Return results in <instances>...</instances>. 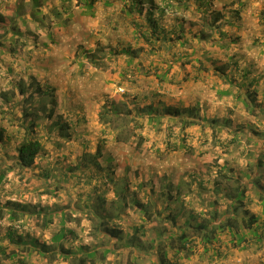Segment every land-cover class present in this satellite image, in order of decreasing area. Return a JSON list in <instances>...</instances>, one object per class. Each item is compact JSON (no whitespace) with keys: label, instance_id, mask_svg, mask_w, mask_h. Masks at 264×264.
<instances>
[{"label":"rangeland","instance_id":"obj_1","mask_svg":"<svg viewBox=\"0 0 264 264\" xmlns=\"http://www.w3.org/2000/svg\"><path fill=\"white\" fill-rule=\"evenodd\" d=\"M22 1L18 0V3ZM75 3L77 0L71 6H79ZM103 3L102 0L98 2L101 11ZM27 8L13 9L6 1L0 12L7 24L21 34V37L15 35L11 39L5 37L0 48V130L5 131L4 144H0V173L4 175L0 182V214L9 201L40 205L53 210V222L46 225L35 216L25 217L14 229L17 234L27 240L51 244L53 235L61 228L64 212L66 227L78 235L74 248L89 246L99 252L104 248L112 249L107 262L102 263L99 255L95 260L97 264H160L158 248L151 249L157 235L165 237L172 231L177 233L191 215L199 217L198 222H201L213 220L211 211L214 208L221 215L226 212L228 200L225 193H218V189L229 188L230 191L235 184L217 175L220 171L228 173L230 170L229 175L241 178L247 185L250 199L247 210L264 223V202L258 195L259 192L264 195V191L253 183L255 178L264 183V94L261 90L249 89L255 92L257 104L262 109L256 115L247 111L238 100L241 93L246 97L247 87L255 86L251 78L244 77L243 61L237 71L232 68L233 64L226 70L238 85L235 81L226 83L227 79L222 75L219 79L210 76L213 78L210 82L215 80L214 84L216 81L225 84L223 88L229 91L228 95L200 85L201 81L209 84L201 78L192 80V86L178 79L173 83H159L153 74L159 61L151 55L146 56L145 52H141L133 63L134 66L141 60L144 63L139 71L132 73L137 83L132 77L121 75L126 69L127 56L110 58L112 50L125 48L126 42L136 44L133 27L122 11H116L121 23L120 19H112L124 29L119 31L120 34L111 27L108 29L106 23L98 21L100 18L97 20L96 16L81 11L67 18L65 9L61 13H47L41 8L39 15L32 17ZM99 15L102 17L101 12ZM209 25L205 23L206 31L210 32ZM4 30L0 29V36ZM203 34L196 37L201 40ZM207 35L204 34L206 38ZM137 45L134 49L139 47ZM100 47L104 50L98 54ZM245 47L258 56L264 43L259 41V44ZM88 54L98 55L101 65L89 64L85 59ZM149 63L151 65L146 69ZM38 84L48 86L54 103L50 97L36 93ZM147 87H151L149 92H161L149 93L151 101H161L164 96V100L177 101L185 95L189 99L185 102H191L192 106L196 105L190 95L193 91L199 99L200 116L218 119L221 121L219 126L206 124L184 131L179 119L162 116L153 124L143 119V127L128 125L129 121L123 115L115 125H104L100 121L107 103H116L122 110L129 108L133 115H139L143 104L141 98L145 94L141 91ZM21 88L27 89V94H21ZM52 109L54 115L51 118ZM26 112L32 114L24 118L26 125L34 123L32 131L25 130L20 122ZM59 115L71 124L74 135L71 141L61 137L56 123ZM141 136L144 142L140 146ZM28 137L41 140L44 153L32 168L21 169L16 162L17 147ZM259 158L263 161L262 168L257 165ZM136 201L144 204L145 210L153 215L149 222L147 215L134 207ZM4 211L5 217H0V244L7 247L9 253L15 247L5 239L12 225L7 219V210ZM170 213L176 217L175 225L168 219ZM105 217L110 220L105 224L122 231L121 241L106 234L104 223L100 225L101 221L107 220ZM196 219L189 221L195 224ZM190 233L194 234L193 231ZM219 240L221 244L210 246L219 249L210 248L208 252L198 243L192 253L176 255L166 241L160 243L159 250L168 251L171 264H264V244L232 245L230 236L221 233ZM136 245L138 248L133 251ZM66 246L70 248V245ZM20 256L24 257L25 253ZM27 261L28 264H72L62 257H41L37 253L30 254ZM11 263L0 254V264Z\"/></svg>","mask_w":264,"mask_h":264},{"label":"trees","instance_id":"obj_2","mask_svg":"<svg viewBox=\"0 0 264 264\" xmlns=\"http://www.w3.org/2000/svg\"><path fill=\"white\" fill-rule=\"evenodd\" d=\"M61 1L70 5L72 0H61ZM99 1L100 0H77V5H81L82 7L80 8L85 9V12H83L84 11L83 10L81 13L93 17L95 14L94 11L95 5ZM103 1L104 3L108 2V0H103ZM116 1L122 2L124 4L123 6L124 10L122 14L125 16L126 19L129 20V24H131L133 29L135 30L136 33L134 34L136 36L135 38H137V36L139 35V37L141 36L143 38L144 42L145 41L149 42L151 40V42H149L150 43L149 52L151 54H154V52L156 51L155 50L156 44L154 43H156L159 40V39L155 40L154 37L160 36L162 33V30L159 28L160 20L156 19L155 17V13L158 12L159 10L158 6L151 0H130V1L116 0ZM37 3L38 2H36L35 5H38ZM146 4H148L149 7L146 9L148 11L144 16L145 24H143L139 19L143 16ZM31 9L32 10L30 11L29 14L32 17L39 15L38 14L39 9L37 6L35 7L33 6ZM68 11L70 12V10ZM221 17L222 16L220 13H216L213 16V19L209 25L212 33H215L216 31L220 30L217 23L221 19ZM15 19L13 22H15ZM119 19L121 21V17ZM261 19L264 20V12L261 14ZM11 27L10 25L7 24L6 18L2 16V14L0 13V29L1 28L5 29L4 34L0 36V48L3 47L4 43L2 40L5 37L6 38L10 37V39L15 35L21 37V34L18 32V29L15 31V29H12ZM164 31L165 30H163V33ZM183 32L184 29L183 27H181L179 33L182 34ZM221 35L223 34L221 33ZM203 39H206L204 34L202 35L201 40ZM103 50L104 49L100 47L97 50V53L100 54ZM141 52H144L143 46H140L137 49H133L132 47L129 46L125 48L120 47V50H112V53L110 54L112 55L110 57L112 59L121 58V57L123 58L126 56L128 57L126 69L121 74L123 78L125 76H129L133 78L134 82L138 83L137 78L135 76L133 77L132 73L139 71V69L144 65L142 60L139 61L140 64H137L136 66L133 65L134 60L138 59L139 54ZM85 59L89 64H94L96 66L101 65L100 62L101 60L98 58V55L96 54H93V56H91V54H88V56ZM195 62L200 66L199 70L206 69L204 67L203 60H198L196 58ZM216 71L220 73H225L224 68L223 69L217 68ZM146 73L151 74L152 72L150 70H146ZM153 74L157 76V71L156 70L153 71ZM157 80L159 81V83H164L166 81V76L165 77L158 76ZM26 91L27 89L21 88L20 93L27 94ZM36 93L40 96L42 95V96L50 97L51 102L52 103L55 102L54 97L51 91L49 90L48 86L44 87L38 84L36 87ZM143 95L144 97H142L141 99L145 101L146 98L149 97V95H145V94ZM237 98L243 103L245 109L251 112L252 115H256V113L260 114V110L262 109L259 108L260 105L257 104L256 95L251 90H247L246 97L244 96V94L241 93ZM27 101H29V99H27ZM24 111L25 110H23V112ZM140 113L145 115L144 116L140 115ZM28 115L29 116L32 115L31 112L22 116V120L20 122L22 123V127L25 130L32 131L34 123L31 122L29 125L28 124L26 125L25 119L29 117ZM53 115H54V110L52 109L50 112V117L52 118ZM120 115H123V117L126 118L127 121H129L127 122L128 125H130L131 123L133 125H136L134 127H137V125L139 127H143L142 122L143 119L145 118L148 119L150 123H154V121H157L158 118H160L161 116L172 120L179 119L182 124V130L184 131L192 126H200V125L205 126L206 124H209L211 126H219L221 122L216 118L209 119L200 116V114L198 113V108L180 109L170 106L156 108L154 107V104H149L144 108H140L139 115L136 114L133 115L132 110H130L129 108H127L126 110H122L116 103H111L110 105H108L107 103L106 105H104L103 111L100 114V121L104 125H115L117 122L116 120L119 119ZM56 119H57L56 123L58 124V127L60 129L59 131L61 132V137L66 138L67 141H71L74 136L73 133H71V124L67 120H65L63 115L57 116ZM224 122L227 123L228 121L225 120ZM126 128L128 129L129 127ZM128 131L130 130L128 129ZM4 133L5 131L1 129L0 144L2 145L4 144ZM234 137L233 139H235ZM119 139L120 138L117 137V140ZM143 142H144V138L141 136L139 138L138 144L141 146ZM44 148L45 147L43 142H41V140L37 138L28 137L27 139L23 140L17 147L16 162L18 166L21 169L32 168L37 162V160L41 157V155H43ZM262 164L263 161L261 158H259L257 165L260 168H262L264 165ZM230 172L231 170L228 173L225 171L223 172L220 171L217 175L219 178L221 177L225 181L226 180L233 181V183L235 184L234 187H231L230 191L228 190L229 188L223 189L222 187L223 190H221L220 188L218 189V193L220 192L223 194L225 193L224 195L228 200V206L226 212L221 215L214 208V210L211 211L213 220L212 221L202 220L201 222H198L199 217L191 215L190 218L192 220L193 219L195 220V218H197L195 224H191L189 218L185 222L184 227L179 228V231L177 233L172 231L171 233H167L165 237L164 236L162 237V235L160 236L157 235L156 239L152 240L151 249L155 250V248L156 249L158 248L157 255L158 256L160 255L159 257L160 264H171L167 258L168 251L166 250L164 251V248H160L159 250V247L162 246L160 244L162 241L168 242V246L170 250L175 252L176 255H179L181 252L192 253L196 245H198V243L204 246L205 252H208L210 248H213L210 246L214 245L215 243L218 244L220 242L219 240L220 233L230 236L231 238L230 242L232 243V245L239 246L247 242H252V244H260V245L264 244V223L259 216H257L256 214H251L246 208L247 206L246 204H248V201L250 200L248 196L247 185L244 184L241 178L233 177L229 175ZM3 180H4V175L3 173H0V182H3ZM254 180H253L254 185H256L258 189H260L261 191H264V183L262 182V179L255 178ZM258 195L261 198L262 202H264V195H262L260 192ZM5 207H7L8 209ZM5 207L1 211L0 217H5L3 215H5L4 209H6L7 210L6 215L8 216L7 219L12 225L8 233L6 234L5 239H8L9 245L14 246L15 249L14 250L12 249L9 251V253H7L8 248L0 244V254L3 255L6 259L10 260L12 262L11 264H28L27 261L28 256H30V254L32 253H37L41 257L50 256V255L55 257H62L65 261H72V264H87L89 262H91V264H97L95 260L98 258L99 255H101L100 261L102 263L104 262L106 263L108 259V255L113 253L112 249L110 248H104L102 252H99L98 249L91 248L89 246H80L79 248H74V242L78 240V235L75 230L66 227L65 225L66 216L63 215L64 212L63 214H61L62 215V220L60 222L61 228L57 233L53 235L51 239V244H47L46 242H41L36 239L27 240L25 236H23L22 234L19 235L17 234V231H14V229H17L16 227H18L19 225L18 223L20 222V220H23L25 217L35 216L37 219L41 220V223L50 225L53 222V213H52L53 210H51L49 207H44L40 205H31V204H20V203H15L13 201L7 202ZM134 207L137 210H139V212H141L143 215H147L148 222L150 221V219H152L151 217H153V215H151L148 211L145 210L146 207L144 206V204L140 203L139 201L138 202L136 201ZM170 215L171 216H169L170 218L168 219L171 220V222L175 225L176 217L171 213ZM108 217L107 218L105 217L107 220H104V222L101 221L100 225L102 226V224L104 223L103 226L105 227V232L109 237L117 241H121L122 231L118 229V227L115 226L110 227L108 224H105L106 222L110 221L109 219H111V217H109V219ZM192 231L194 232L193 235L190 233ZM67 244L70 245V248H67L66 246ZM137 248L138 247L136 245L133 251H136ZM216 248L217 250L219 249V247L215 246L213 250H215ZM23 252L25 253V256L21 257L20 253Z\"/></svg>","mask_w":264,"mask_h":264},{"label":"crops","instance_id":"obj_3","mask_svg":"<svg viewBox=\"0 0 264 264\" xmlns=\"http://www.w3.org/2000/svg\"><path fill=\"white\" fill-rule=\"evenodd\" d=\"M6 1L11 4V8H18L20 11L23 7H28L27 13H30L33 6H37L39 10H42L41 8H43L44 12L47 13H61L65 9L66 12L64 16L67 18H71L74 13H77V11H85V9L80 8L82 7L81 5L72 7L71 5H73L74 0L71 1L70 5L61 0H24L21 3H18V0H0V12ZM151 1L158 6L159 10L155 13V17L160 20L159 28L162 30L160 36L154 37L155 40L159 39L154 43L156 44V51L154 54L149 52L150 38L149 42L145 41L146 43L141 36L140 42L137 41L138 38L134 37V39L136 44H138L137 46H143L146 56L152 55V59L155 57L158 59L159 63L155 64L158 65V67L155 68V70H157L156 77L166 76L165 82L167 83H173L178 79L180 82L186 83L187 86H192V80L194 81L197 78V80L200 78L206 79L209 84H205L203 81L199 84L202 86L204 85L205 87L209 86L211 89L214 88L215 90L220 91V94L222 95H228L227 93H229V91L224 90L223 88L225 87V84L221 82L218 84L217 81L214 84L215 80L210 82V80L213 79H211L210 76H216V78L219 79L220 75H222L221 77L227 79L226 83H233V81H235L234 78L229 76V72L226 70L229 65L233 64L232 68L235 67L233 69L237 71L239 63L243 61L245 68L241 70L245 74L244 77L247 79L251 78V81H253L252 83H255L253 88L247 87V90L252 89L255 92L261 90L260 92L264 94V49H262L258 56H254L252 51H248L245 47V45L259 44V41L264 43V20L261 19V14L264 12V0ZM36 2H38V5H35ZM101 5L98 3L95 5L94 16L97 17V20L100 18L98 21H101V23H106L108 29L111 27L112 30H118L117 33L121 34L119 31H123L124 29H121V27L116 25L114 21H119L120 17H117L116 11L123 12L124 4L122 2H117L116 0H108L107 3H103L102 11L99 8ZM145 6L147 7H145L143 16L139 19L143 24H145L144 16L148 11L146 9L149 5L146 4ZM105 8H107V12H105ZM68 10H70V12ZM100 12L102 17L99 15ZM216 13H220L222 16L217 23L220 30L216 33L206 31L205 23H211L213 16ZM119 23H121V21ZM98 24L101 28L103 27L102 24ZM130 25L128 24V26ZM117 27L119 29H117ZM181 27L184 29L182 34L179 33ZM163 30H165L164 33ZM202 33L208 34L205 40H199V38H197L200 37ZM221 33L223 35H221ZM134 34H136L135 30ZM114 35L115 34H113V36ZM118 43L121 42L118 41ZM118 43L117 45L119 46L120 44ZM127 43H130L129 46H132L134 49V45L136 44H132L133 42H126L125 47L127 46ZM203 45L205 47L207 46L205 50V47H202ZM197 50L199 53H197ZM196 58L198 60H203L204 67L206 68L205 70H199L200 66L195 62ZM254 58H260L261 61ZM149 65H151V63L145 66L146 69L149 68ZM217 68H224L225 73L217 72ZM235 83L237 84V81H235ZM150 88L151 87L143 88L141 91L145 92V95H149L145 101H142L143 104L141 105V108H144L149 104H154V107L156 108L170 106L180 109H189L197 108V104H199V99H197L198 96L197 94H194L193 91L190 95L192 100L196 103L194 106L191 105V102L190 104L185 102L189 100L185 95L177 98V101L164 100L166 96L161 98V101H151L149 93L157 94L161 92H149ZM163 93L166 94L165 92Z\"/></svg>","mask_w":264,"mask_h":264}]
</instances>
